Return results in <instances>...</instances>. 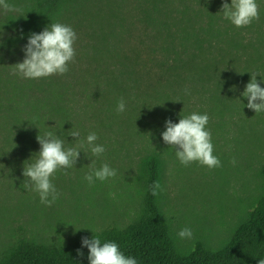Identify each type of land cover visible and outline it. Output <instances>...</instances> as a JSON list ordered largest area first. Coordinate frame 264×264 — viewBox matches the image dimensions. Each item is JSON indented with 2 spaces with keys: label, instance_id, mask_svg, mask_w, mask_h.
Here are the masks:
<instances>
[{
  "label": "rangeland",
  "instance_id": "rangeland-1",
  "mask_svg": "<svg viewBox=\"0 0 264 264\" xmlns=\"http://www.w3.org/2000/svg\"><path fill=\"white\" fill-rule=\"evenodd\" d=\"M7 2L17 10L0 8V252L19 239L68 246L108 228L127 227L142 213L145 162L153 154L161 159L159 204L178 247L187 251L197 239L218 247L227 240L264 192V114L234 105L232 111L217 115L207 104L209 97L197 94L202 84L186 85L189 101L181 107L184 113H176L171 121L207 114L213 155L222 166L209 169L193 162L185 167L161 135L168 120L162 110L166 97L176 102L181 91L170 69L174 55L163 54L161 48L168 41L157 36L158 31L146 34L140 27L135 0H75L59 22L76 33L75 58L67 73L38 79L14 74L31 35L22 27L29 0ZM225 2L231 4V0H167L163 8L172 12L169 22L183 30L174 43L180 53L191 50L181 48L183 38L200 35L204 47L211 49L207 57H212L222 49L208 48L210 43L224 46L225 37L241 30L224 18ZM256 3L259 20L253 22L261 25L263 34L255 25L242 30L241 39L258 47L264 43V0ZM216 33L224 36L215 37ZM114 48L126 55L139 51L142 62L135 75L115 81L118 86L105 77L109 70L117 75L124 65L117 52L108 51ZM247 66L242 63V68ZM248 70L250 75L259 74L257 82L264 85V73L256 66ZM178 72L189 74L185 67ZM244 90L237 89L234 98ZM121 98L126 107L118 113ZM70 130L79 131V140L66 134ZM49 131L64 141L65 149L86 141L93 132L98 137L95 143L105 148L94 156L85 144L67 175L64 170L56 172L52 183L60 196L51 206L42 204L36 191L24 188L22 175L24 166L38 159L37 136ZM104 164L115 169L116 176L104 181L93 177L89 184L85 176ZM184 228L191 229V238L178 236Z\"/></svg>",
  "mask_w": 264,
  "mask_h": 264
},
{
  "label": "trees",
  "instance_id": "trees-1",
  "mask_svg": "<svg viewBox=\"0 0 264 264\" xmlns=\"http://www.w3.org/2000/svg\"><path fill=\"white\" fill-rule=\"evenodd\" d=\"M138 3L137 19L144 32L163 37L168 41L161 49L163 54L170 53L174 63L172 69L178 81L175 84L181 87L178 92L179 99L173 102L170 96L166 97L163 113L168 120L178 113H184L181 107H186V85L202 84V91L197 93L202 99L209 97L207 104H212L213 112L224 115L225 110L232 111L234 108L249 110L246 105L247 98L240 93L239 99H235L237 89L245 88L251 80L248 66L257 67L260 73H264V43L256 46L254 42L244 44L241 36L242 30L257 25V32L263 34L260 24L252 22L249 26L236 30L231 37H225L224 46L210 43L208 48L220 47L221 52L216 51L212 57H207V49L200 35L194 36L193 40L183 38L181 48L191 47L193 52L185 50L180 53L174 45L182 31L169 22V8L163 6L167 0H135ZM75 0H29L27 16L23 22V30L27 34L39 33L52 23L64 20L69 5ZM77 2V0H76ZM64 22V21H63ZM228 22H231L230 20ZM215 37L224 36L216 33ZM179 39V38H177ZM95 49V47H93ZM98 51V50H97ZM118 53L116 56L124 61V65L118 69L109 70L105 75L114 85L122 79L135 75V69L139 64L140 52L133 51L131 54H123L119 49L108 50ZM122 52V54H121ZM99 54L96 53V55ZM155 54V53H153ZM188 59L184 61V55ZM204 56V61L200 60ZM112 58V56H110ZM248 64L242 68V63ZM188 70V75L183 76L178 71L182 68ZM96 70L100 71L97 67ZM170 71V70H169ZM171 72V71H170ZM104 73V72H103ZM105 74V73H104ZM261 87H264L262 85ZM190 93V91H188ZM241 101V104L236 103ZM207 105V106H208ZM264 114V112H261ZM68 135V133L66 132ZM146 173L144 174V203L140 216L125 228H108L92 234L101 240V244L115 242L127 257H133L138 264H258L259 259H264V192L260 194L247 216L236 226L231 235L220 246L212 247L202 239H197L187 251H182L172 234V231L164 218L158 195L153 196L151 185L159 182L161 185V159L153 154L145 162ZM159 193V189L157 190ZM83 255H78L77 250ZM88 248L82 247L81 243L68 246H55L33 240L19 239L0 252V264H89Z\"/></svg>",
  "mask_w": 264,
  "mask_h": 264
},
{
  "label": "clouds",
  "instance_id": "clouds-1",
  "mask_svg": "<svg viewBox=\"0 0 264 264\" xmlns=\"http://www.w3.org/2000/svg\"><path fill=\"white\" fill-rule=\"evenodd\" d=\"M0 8L4 11H16L14 5L7 0H0ZM225 19L230 20L237 28L250 25L253 20H259V6L256 0H231V4L223 3L222 9ZM77 39L75 31L71 26L62 23H52L40 33H32L24 46L25 58L22 62L15 64L14 74H20L24 78L38 79L51 75H63L68 72V64L75 58L73 47ZM257 73H251V80L247 83L242 95L247 98L246 107L254 110L256 114L264 112V87L257 82ZM187 89L185 92L187 93ZM125 101H119L116 111H125ZM209 122L207 114L192 113L190 116L181 118L178 123L170 119L165 121V131L162 132L163 142L175 150L179 162L187 167L193 162L207 166L209 169L221 167V161L213 155L214 146L211 142V132L206 129ZM68 135L80 138L78 130H70ZM96 133H90L86 141H81L76 147L65 149L64 141L59 139L53 132H46L43 136L38 135L40 144L38 159L27 167L24 166L22 175L25 177L24 188L34 190L39 194L42 204L51 206L59 199L60 193L52 183V178L58 170L75 167L81 148L85 144L94 156L104 153L105 148L98 145ZM235 163V160L232 161ZM116 170L108 164L100 169H94L85 176L92 184L93 177L104 181L116 176ZM159 182H153L151 192L153 196L158 195ZM178 236L180 238H191L192 232L189 228L182 229ZM82 247L88 248L89 264H138L133 257H127L115 242L101 244V240L93 236L82 237ZM78 255H83L77 250ZM258 264H264V259H259Z\"/></svg>",
  "mask_w": 264,
  "mask_h": 264
}]
</instances>
